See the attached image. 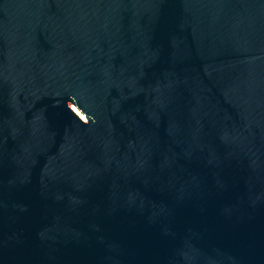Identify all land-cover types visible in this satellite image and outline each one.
Listing matches in <instances>:
<instances>
[{"label": "water", "instance_id": "95a60500", "mask_svg": "<svg viewBox=\"0 0 264 264\" xmlns=\"http://www.w3.org/2000/svg\"><path fill=\"white\" fill-rule=\"evenodd\" d=\"M0 264H264V0H0Z\"/></svg>", "mask_w": 264, "mask_h": 264}]
</instances>
